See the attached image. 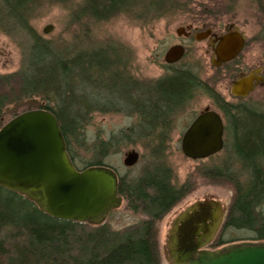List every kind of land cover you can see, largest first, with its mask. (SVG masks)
Wrapping results in <instances>:
<instances>
[{
    "label": "trees",
    "instance_id": "1",
    "mask_svg": "<svg viewBox=\"0 0 264 264\" xmlns=\"http://www.w3.org/2000/svg\"><path fill=\"white\" fill-rule=\"evenodd\" d=\"M95 3L87 18L103 21L119 9L114 0H95ZM35 7L34 0H0V32L23 43L25 67L17 97L8 93L0 77V119L4 108L18 97L39 100L35 108L49 110L57 117L68 153L75 163L72 137L79 139L89 124L88 116L93 108L124 112L141 119L139 129L132 127L119 135L90 142L86 151L93 159L85 168L109 166L105 163L107 158L116 153L119 145L131 143L134 133L137 137L158 140L161 147L164 136L157 130L166 132L169 113L181 106L190 92L205 90V85L192 72L180 71L160 79L152 93L144 92L142 84L143 89L138 88L134 94L141 95L145 102L136 98L134 111L96 104L103 102L102 96L93 103L82 80L91 79L93 68L98 67L97 59L81 54L77 45L65 54L52 51V43L32 27ZM113 67L103 70L104 74L101 72L95 84L100 88L111 86L124 97L122 81L113 76ZM131 99L127 100L130 106ZM221 110L230 124L227 140L234 138L228 145L231 162L224 163L227 169L217 166L203 177L216 185H230L234 196L220 234L211 244L213 249L239 241L224 239L229 229L251 233L252 238L244 239L247 242L264 241V114L233 105H222ZM159 147L151 154L154 159L150 170L130 182L120 176L119 194L135 211H141L137 213L142 216L139 222L121 230L113 229L106 222L93 226L55 220L24 196L0 187V264H161L158 224L189 191L186 186L173 185L172 168L158 163L162 160Z\"/></svg>",
    "mask_w": 264,
    "mask_h": 264
},
{
    "label": "rangeland",
    "instance_id": "2",
    "mask_svg": "<svg viewBox=\"0 0 264 264\" xmlns=\"http://www.w3.org/2000/svg\"><path fill=\"white\" fill-rule=\"evenodd\" d=\"M34 1L36 7L31 18L32 27L39 36L52 43V51L65 54L77 45L81 48V54H87L92 57L91 59H97L98 67L93 68L91 79L84 78L82 80L87 96L92 97H89L91 101L96 103L97 97L102 96L103 102L96 104L108 108L119 106L127 111L137 109L134 106L136 100L139 99L141 103L145 102V98L141 95L136 97L137 95L134 94L138 88L143 89L142 84L144 85L148 81L157 82L171 74L165 68L164 54L174 42L177 27L185 23L191 16V10L195 9L197 5L209 6L213 3L215 5L221 2L229 3V0H114L116 8L119 9L102 21L87 18V15L92 12L91 6L96 4L95 0ZM235 10L237 11V9ZM48 26H51V31L45 34L44 30ZM21 44L23 43L17 38L13 40L0 32V77L3 79L8 93H12L14 97H17L20 76L25 68L24 50ZM30 45L31 41L28 43V50ZM260 57L264 61V50H261ZM195 60L198 63H194V65H202L201 68L198 66V72L206 81L210 74L207 65L209 59L198 54ZM111 65L114 66L113 76H117L122 81L124 97H120L117 92L112 90L111 86H108L109 88L96 86L101 72L104 74L103 70H110ZM101 68L103 69L101 70ZM226 86V84L218 85V91L215 94H221L236 107L264 114V89L255 90L247 99L234 100L230 95V89ZM212 93L214 92L212 91ZM130 98L133 99H131V106L127 102ZM38 102L39 100L18 97L17 100L4 108L0 119V128L14 115L36 109ZM209 104H212L209 95L205 91L198 90L196 98L174 115L173 131L170 134L172 150H160L162 160L158 163L172 168L173 185L176 187L186 186L189 191L187 196L158 224L161 264H170L167 253L169 231L175 219L184 210L200 201L216 200L228 211L234 196L230 185H216L203 177V174H206L208 170L215 169L217 166L227 169L224 163L231 162V154H229L231 148L228 145L233 143L234 138L233 141L232 138L226 141L227 149L207 160L192 161L184 157L181 150L178 149L180 136L188 128L186 126ZM88 119H90L89 124L85 125L79 139L72 137L71 141L73 154L81 168L93 159L86 148H89L90 142L94 139L105 140L132 127L139 129L141 125V119H138L137 115L101 111L98 107L92 109ZM152 142L156 143V139L137 137L134 133L131 143L119 145L116 153L108 157L105 163L130 182L153 167L154 158L151 154L156 148L152 147L154 145ZM132 150L139 153L140 160L134 167L127 168L124 166L123 160L125 154ZM137 212L141 211H135L129 203L124 201L122 207L113 212L106 223L115 230H121L142 219V216ZM219 234L220 231L218 236ZM252 237L253 235L248 231L229 229L225 232L224 239L239 240L234 243L236 244L245 242L244 239Z\"/></svg>",
    "mask_w": 264,
    "mask_h": 264
},
{
    "label": "water",
    "instance_id": "3",
    "mask_svg": "<svg viewBox=\"0 0 264 264\" xmlns=\"http://www.w3.org/2000/svg\"><path fill=\"white\" fill-rule=\"evenodd\" d=\"M51 31L46 27L44 33ZM243 41L225 36L218 55L235 57ZM237 49V50H236ZM184 56L180 46L170 48L166 64L178 63ZM254 76L234 83L232 94L246 98L253 91ZM224 124L214 111L202 113L185 132L181 151L193 161L220 153L224 146ZM140 160L135 150L125 154L123 164L132 168ZM0 187L24 196L47 216L65 222L102 225L122 206L118 173L107 166H93L81 172L67 151L60 123L49 110L23 112L0 129ZM220 202H197L181 213L169 231L167 250L170 264H264V241L241 242L212 250L211 243L225 218Z\"/></svg>",
    "mask_w": 264,
    "mask_h": 264
},
{
    "label": "flooded vegetation",
    "instance_id": "4",
    "mask_svg": "<svg viewBox=\"0 0 264 264\" xmlns=\"http://www.w3.org/2000/svg\"><path fill=\"white\" fill-rule=\"evenodd\" d=\"M226 3L227 2H221L216 5L213 3L209 6L197 5L195 9L191 10V16L187 21L177 27L175 31L176 36H174L173 40L174 42L170 47H182L184 50L183 58L175 64L164 63L165 68L171 72L167 77L173 76L180 71L192 72L193 75L199 79L201 85H205V90L202 91H205L212 101V104H209L200 111L191 123L186 126L188 127L187 130L202 113L207 110L214 111L218 113L223 120L225 145L227 141V130L230 124L221 109L222 105H235L228 102L221 94H215V92L218 91L217 86L226 84L234 100L247 99L255 90L264 89V61L260 57L261 50H264V1L229 0V3ZM235 9H237V11ZM227 35H233L236 38L240 37L243 41V45L242 47L239 46L241 49L235 57L224 61L222 59L223 57L218 55V49L221 40ZM198 54L201 57L209 59L207 65L210 74L206 81L203 79L202 74L198 72V66L201 68L202 65H194V63H198V61L195 60ZM250 75L254 76V91L246 98L235 97L232 94L234 83ZM157 84L158 81H148L144 83V92L147 94L152 93V91L157 89ZM212 91L214 93H212ZM196 96L197 89L189 93L181 106L178 105L169 113L167 118L168 122L169 120L170 122L169 125L166 126L168 127V129H165L166 132L157 130L160 136H164L161 138V147H159L158 140H156V144L152 146L153 148L159 147V149L163 150H172L170 134L173 131L174 115L181 108L184 106L186 107L188 103L190 104ZM186 131L181 134V138L179 139V147H177L180 150L182 139ZM72 161L79 172L85 169L84 167L81 168V165L75 163L74 160ZM188 209L183 212H186Z\"/></svg>",
    "mask_w": 264,
    "mask_h": 264
}]
</instances>
